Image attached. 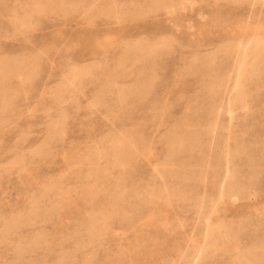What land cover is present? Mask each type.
<instances>
[{
    "label": "rangeland",
    "instance_id": "1",
    "mask_svg": "<svg viewBox=\"0 0 264 264\" xmlns=\"http://www.w3.org/2000/svg\"><path fill=\"white\" fill-rule=\"evenodd\" d=\"M0 264H264V0H0Z\"/></svg>",
    "mask_w": 264,
    "mask_h": 264
},
{
    "label": "bare ground",
    "instance_id": "2",
    "mask_svg": "<svg viewBox=\"0 0 264 264\" xmlns=\"http://www.w3.org/2000/svg\"><path fill=\"white\" fill-rule=\"evenodd\" d=\"M228 114L231 115V116L233 115V111H232L231 108L228 109Z\"/></svg>",
    "mask_w": 264,
    "mask_h": 264
}]
</instances>
